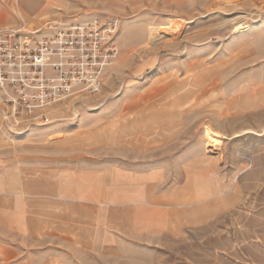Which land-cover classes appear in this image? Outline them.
Instances as JSON below:
<instances>
[{"label":"rangeland","instance_id":"374dc122","mask_svg":"<svg viewBox=\"0 0 264 264\" xmlns=\"http://www.w3.org/2000/svg\"><path fill=\"white\" fill-rule=\"evenodd\" d=\"M19 16H114L118 53L98 93L26 129L0 115V185L71 168L93 196L145 204L89 247L0 209V264H264V0H0L3 26ZM149 26L173 38L151 44Z\"/></svg>","mask_w":264,"mask_h":264},{"label":"built area","instance_id":"2783aa9c","mask_svg":"<svg viewBox=\"0 0 264 264\" xmlns=\"http://www.w3.org/2000/svg\"><path fill=\"white\" fill-rule=\"evenodd\" d=\"M20 19L0 26V115L26 129L44 119L46 109L100 91L118 53L119 21L92 17L42 30Z\"/></svg>","mask_w":264,"mask_h":264},{"label":"crops","instance_id":"0c3cea01","mask_svg":"<svg viewBox=\"0 0 264 264\" xmlns=\"http://www.w3.org/2000/svg\"><path fill=\"white\" fill-rule=\"evenodd\" d=\"M5 22L1 20L0 26ZM47 171L46 177L38 174L24 181L15 176V182L0 185V209L13 213L15 226L32 228L39 238L60 236L89 247L91 243L120 241L126 227L139 220L133 212L145 204L142 198L110 201L102 190L93 196L91 172Z\"/></svg>","mask_w":264,"mask_h":264},{"label":"bare ground","instance_id":"6f19581e","mask_svg":"<svg viewBox=\"0 0 264 264\" xmlns=\"http://www.w3.org/2000/svg\"><path fill=\"white\" fill-rule=\"evenodd\" d=\"M20 16H22V15H20ZM148 35H149V37H148L149 43H151V44H155V43L157 44L158 41H163V40H167L169 38H173L172 34H165L163 32H159V28L157 26H149ZM159 43H162V42H159Z\"/></svg>","mask_w":264,"mask_h":264}]
</instances>
